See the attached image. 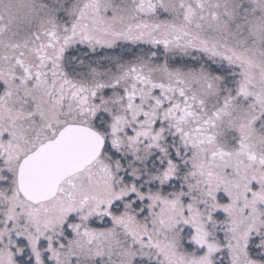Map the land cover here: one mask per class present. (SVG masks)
<instances>
[{
	"label": "snow or ice",
	"instance_id": "obj_1",
	"mask_svg": "<svg viewBox=\"0 0 264 264\" xmlns=\"http://www.w3.org/2000/svg\"><path fill=\"white\" fill-rule=\"evenodd\" d=\"M0 264H264V0H0Z\"/></svg>",
	"mask_w": 264,
	"mask_h": 264
}]
</instances>
